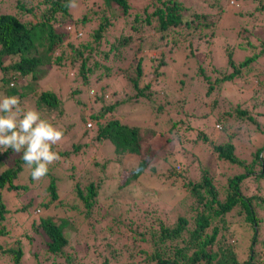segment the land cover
<instances>
[{"label":"trees","instance_id":"16d2710c","mask_svg":"<svg viewBox=\"0 0 264 264\" xmlns=\"http://www.w3.org/2000/svg\"><path fill=\"white\" fill-rule=\"evenodd\" d=\"M99 1L103 3V13L108 14L109 9L115 8L117 13L109 15L126 17L128 24L126 33L121 32L113 37L109 52H102L103 59L109 61L108 63L95 59L100 54L90 43L81 44L79 47L68 43L71 53L69 56L64 54V35H70L72 31L76 36L81 34L75 25L73 29L71 26L68 29L67 26L66 33L55 29L69 17V8L66 7L69 0H38L33 6H27L24 0H16L14 11V8L0 11L2 96L19 97L22 107L38 110L44 119L49 120L50 115L58 116L63 113V101L55 91H36L33 86L21 85L20 80H27L30 76L35 81L38 78L36 71L42 66L68 64L80 75V84L88 87L91 86L89 84L93 81V75L98 80L102 76H122L125 82L122 89L126 93V97L118 100L106 99L104 92L96 94L94 99L102 103L101 110L88 114L89 119L96 125L89 129H96L97 142L104 140L112 146L113 160L98 161L91 152V157L82 155L79 152L81 148L85 146L87 151L90 148L87 143L74 142L71 149L57 151L65 159L81 155L79 161L82 167L77 172L72 165L69 174L70 178L76 179L70 194L73 201L74 198L77 201L70 206L72 212L76 210L72 215H59L61 210H66L67 196L60 195L58 178L49 169L45 190L50 199H39L37 191L35 192V198L39 202L41 200L39 205L49 212L35 220L33 200L29 198L26 202L23 199L19 201L23 198V193L30 189L27 184L17 181L25 166L21 159L22 152L17 155L12 149L0 148V264H30L37 258L42 264L44 257L50 261L49 264H83L79 255L68 251L71 242L66 231L77 230L73 223L74 216L79 220L82 218L83 222L90 219L94 223H104L110 217L116 223L117 216L123 213L126 224L124 226L128 231L127 240L110 241L107 236L101 237L104 241L101 264H264V241L259 242L263 239L260 229L263 218L258 212L261 210L264 213V141L255 151L250 152L251 159L247 160L236 153L235 139L239 137L235 136L241 135L242 131L237 129L228 134L231 124L228 121L233 117L239 120V126H248V132L253 128V131L264 134V129L260 130L259 122L255 119L264 116V94H258L264 90V33L262 36L257 34V31L264 28V20L254 18L257 13H264V5L256 7L254 13L248 12L250 18L252 16L247 23L249 26L243 25L244 31L246 29L258 35V44L250 42L245 36L249 50H243L240 45L237 48L226 41L223 44V53L226 56L224 62L220 54L217 58L222 62L219 67H214L211 62L206 66L200 63L205 59L202 56L203 60L197 65L198 79L189 78L190 91L184 97L171 102V106H177L174 113H181L182 116L175 120L168 118L166 123L169 126L166 129H157V126L161 127L159 119L169 101V94L165 90L168 85L165 68L171 65L174 53L179 51L185 50L188 55L195 56L191 38L203 37L209 40L208 38L216 36L215 28L220 23L221 10L229 5L228 0ZM194 1L198 2V7ZM203 6L210 10L215 8L217 11H204ZM247 6L245 8L248 9ZM34 9L40 10L39 15L36 16ZM33 16L38 20L32 19ZM106 16H101L102 21L92 33L96 43L111 24ZM86 20V15H83L77 22L85 26ZM188 36L191 38L188 39ZM237 49L244 51V58L239 62L233 58V52ZM14 56L18 59L7 64L6 61ZM76 59L79 60V65L74 64ZM262 64L263 67H259ZM225 66H229V69L224 68ZM179 82L182 85L185 83L183 79H179ZM82 91L78 87L71 94L77 104L82 103L79 105L85 106L81 99L74 97ZM222 92L234 102L233 115L229 109L217 115L211 113L218 102L224 100L220 96ZM189 98L194 102L193 105L190 102L191 112L186 110L183 114L180 109L188 103ZM125 104L131 108L137 104L148 105L151 108L152 124H128L118 117L103 120L106 114L114 115ZM204 104L210 108H203ZM195 105H198V109H195ZM195 110H198V117ZM79 116L83 122L86 121L83 114ZM186 116H190L188 121ZM192 116L196 118L192 120ZM210 116L214 122L222 124L221 130L214 132L206 129L204 124L198 128L194 126L197 125V118L205 120ZM88 123V126H92L91 122ZM182 127L183 130L190 131L186 136L187 140L179 132ZM157 137L159 147L169 149L171 143L173 150L161 154L154 143ZM199 142L209 147L214 157L213 167L209 161L202 166L198 165L197 155L192 157L193 161L190 160L188 165L181 162V166H176V162L182 161V155L188 150L195 152L192 148ZM182 150L183 153H179ZM156 157L163 160V165H151ZM218 163H229L236 167L239 165L240 170L233 173L229 171L228 175L220 178L217 176L221 172ZM107 165L115 171L110 177L112 179L114 176L115 184L106 194H102V171ZM197 166L199 176L195 180L185 179L186 174ZM148 174L151 175L152 183L160 186V191L170 195L169 204L172 201L178 206H169L167 216L163 211L157 214L153 210L149 211L148 205L138 206L129 201V195L133 194L132 186ZM250 176L260 183L256 182L257 185L253 187L248 185L247 178ZM29 180L33 181L32 177ZM130 191L132 194H129ZM154 191L158 192L156 189ZM7 193L13 195L9 196ZM132 210L135 211L137 221L130 216ZM141 213L149 219L147 225L140 224L138 217ZM239 231L246 239L245 257L241 259L238 255ZM27 242L31 245L33 258L28 256L29 252L24 254L23 246Z\"/></svg>","mask_w":264,"mask_h":264},{"label":"rangeland","instance_id":"374dc122","mask_svg":"<svg viewBox=\"0 0 264 264\" xmlns=\"http://www.w3.org/2000/svg\"><path fill=\"white\" fill-rule=\"evenodd\" d=\"M27 6H33L36 5L38 0H24ZM15 2L16 0H0V11H14L15 10ZM95 2L96 4H93ZM197 7H198V2L194 1L193 2ZM227 3L229 4L228 7L224 6L223 10H221L220 14V19H219V24L215 28V34L216 36L208 38L209 40H206L205 38H198L194 37L191 38V36H188V39L192 40V48L195 50V56L188 55L187 51H179V53H174V60H171L170 66L165 68V72H167V78L166 82L168 85L165 87V90L167 94H169V101L165 104L163 114L161 115L159 121L161 124V127L157 126V129H166L169 124L167 125L166 121L168 118H171L172 120L178 119L182 114L180 113L179 115H176L174 111H176L177 107L175 104L174 106H171V102L176 100L177 98H182L184 97L185 94H187L190 91L189 88V82L191 77L193 79H198V76L196 74L197 72V65L199 64V61L203 60L202 56H205L204 61L200 62L204 64L205 66L211 62L213 63L214 67H219V65L222 62H219L218 55L222 57V60L224 62L225 60V54L224 52V46L226 41H229L230 43H233L235 47L238 48L240 45L243 50H249V46H247L246 43V37L250 39V42H253L254 44H258L259 37L257 34L260 36L263 35L264 33V28H261L259 32L257 31V34L251 33L248 30L243 28V25H248V22H250L251 18L250 15L247 14L248 12L251 14V12H256V7L259 5L263 4L264 5V0H247L245 3V0H228ZM246 5H248V9L245 8ZM223 6V5H222ZM227 7V8H226ZM226 8V9H225ZM103 3L100 2L99 0H76V6L69 9V17L67 21L62 22L61 24L57 25L55 29L58 32H63L66 33V27L71 26L73 29V26L75 25L76 28L80 29L81 34H78L76 36L75 32L72 31L69 34L70 35H64V54L67 56L70 55V49L67 47L68 43L74 44V46H80L81 44L84 43H90L94 50H97L99 52V56L95 57V59L100 60L103 63H108L109 61L103 59V51L109 52V48L111 43L113 42V37L120 34L121 32L126 33L128 30V24H127V18L123 16H110L109 14H114L117 13V10L115 8L109 9L110 11L106 14L103 13ZM202 9L205 11H217V9L214 8V10L208 9L206 6H203ZM40 10L39 9H34V13L39 15ZM243 13V15H242ZM246 13V14H244ZM83 15H86L87 20L85 22V26H81L79 22H77L78 18H81ZM102 15H107L106 17L108 20L111 22L109 26L104 30L102 33L101 39L96 43L94 40V37L92 35L93 31L98 28L99 23L102 21L101 16ZM36 16H33L32 19L38 20ZM255 16V15H253ZM36 17V18H35ZM29 18V16H28ZM27 18V19H28ZM255 19L258 20V18H261L264 20V13H260L254 17ZM246 22V24H244ZM198 32L196 33V35ZM246 36V37H245ZM183 46V45H182ZM183 49V48H182ZM94 52V51H93ZM251 52V51H250ZM114 53V51H112ZM233 55V58L235 59L236 62H239L244 58V51L242 50H235ZM95 55V52H94ZM101 56V57H100ZM109 56H111L109 54ZM15 59H18L17 56H14L13 58L9 59L6 61V63H10L11 61H14ZM69 60V59H68ZM67 60V61H68ZM66 61V62H67ZM263 63V58L261 59ZM129 62V61H128ZM127 62V63H128ZM65 64V63H64ZM75 65H79V60H75L74 62ZM151 62H149V65ZM63 65V64H62ZM68 65H45L37 69V79L35 81L32 80V78L29 76L27 77V80H20L21 85L25 86H33L36 91H40L43 89H49L52 91H55L57 93L58 97L63 101L61 103L63 113L59 114L58 116L50 115L48 118L50 121L53 122L55 126H57L59 129L63 131V139L57 144L54 145L53 150L54 151H62L63 149H71L72 143L74 142H79L81 144H89V147L92 149H86L84 146L83 148L80 149L79 152L82 153V155L85 156H95V158L98 161H110L113 160L114 158V153L112 146L103 140V142H97L95 138V132L96 129L92 128L91 130L89 128L95 127L96 125L94 124L93 121H91L88 117V114L90 112L98 113L101 110L102 103L97 101L96 98L94 99L96 94H105L107 96L106 99H120L121 97L124 98L126 97L125 90L122 89V85L125 83L124 79L122 76H117V77H104L103 76L98 80L96 79V75H93V81L89 84L91 85L88 87V85L80 84L81 83V77L79 74H76ZM221 66H224L222 64ZM229 66H225L224 68H228ZM259 67H263V64L260 65ZM229 69V68H228ZM209 70V69H208ZM0 72V76H1ZM264 74V67H263V72ZM263 76V75H262ZM260 77V76H259ZM190 78V79H189ZM179 79L184 80V84H180ZM261 79V77H260ZM182 86V88H181ZM78 87H81L83 91L78 95L76 94L74 97H78L81 99V101L85 104V106L79 105L82 103L77 104L76 101L73 99L72 96V91L76 90ZM228 89H231V87H228ZM224 92V91H223ZM223 92L220 93V96L224 98L223 101L218 102L217 107L211 110V113L213 115H217L219 112H223L225 110L231 111L232 115L234 114V102L230 100L227 96L225 97L223 95ZM259 96L264 94V90H261L258 92ZM34 94H32L33 97ZM0 96L2 94L0 93ZM198 95H196V98ZM233 98V97H232ZM188 100V99H187ZM186 100V102H187ZM191 98H189V101L187 104H184L182 108L180 109V112L184 114V111H189L190 107V102ZM192 105L194 102H191ZM205 105V106H204ZM203 108H210L209 105L204 104ZM135 107V108H134ZM133 110L131 107H129L127 104L123 105L122 108L120 107L118 111L115 112L114 115L112 114H106L103 118V120H106V118H113V117H118L122 122L128 123V124H137V125H148L152 124V114H151V108L144 104L140 105L137 104L135 105ZM195 109H198V105L194 106ZM263 107V106H261ZM180 108V107H179ZM202 108V106H201ZM169 111V112H168ZM202 111V110H201ZM195 113L197 114L198 117V110H195ZM264 113V110L263 112ZM80 114H83L84 117L86 118V121H82L80 119ZM200 115V114H199ZM193 117V116H192ZM187 121L189 120L190 116H186ZM196 117H193L192 120H194ZM257 121L259 122L260 130L264 129V116L257 118ZM91 122L92 126H88L89 123ZM194 123L193 121H190ZM197 125H194L195 127L198 128V126L201 127V125H205L206 129H212L214 132L219 131V129H222V124L214 122V120L210 117L206 118L205 120L203 118H197L195 121ZM200 125H199V124ZM228 123H231L228 128V134H230L232 131L240 129L242 131V134L239 136L237 139H235V143L237 142V151L236 153L239 154L240 157H243L247 160L251 159V154L250 152L255 151L256 147L259 146L263 141H264V134L262 135L259 132L253 131V128L250 132H248L246 129H248V126L241 127L239 126V120L237 118H232L231 120L228 121ZM180 128L179 132L183 134V138L185 140L186 136L190 134V131H186ZM256 128V127H255ZM158 137L154 139L155 147H157L159 152L161 154L167 153L168 151L173 150V144H169V149L168 148H163L159 147V141ZM171 146V147H170ZM205 144L199 142L197 146L193 147L194 153L192 151L188 150L185 154L182 155L184 159H181L182 161L176 162V166L180 165L181 162L184 164L190 163L192 160V157H197L198 159V165L202 166L203 163L206 162H212V167H213V162L212 160L214 157L211 151L208 149ZM178 150H181L180 147H178ZM91 152V154H90ZM58 153V152H57ZM179 153H183V150ZM17 155H20L21 153H16ZM60 159L56 161L54 164L49 166V169L51 173H53L55 176L58 178V183H59V193L61 196H67V207L65 208L66 210H61L59 212V215L66 216L72 215V208H70L71 205L76 204L77 201L70 195L72 193V190L75 186L76 179H72L69 177V174L71 173V166L74 165L75 169L77 172L79 169L82 167V163H80L79 159L81 157L80 154H77L75 156H70V159H65L59 155ZM191 160V161H190ZM212 160V161H211ZM101 161V162H102ZM162 163L163 165V160L160 157H156L151 161V165H156L159 166ZM194 164V163H193ZM109 165L110 162H109ZM107 165L105 170L102 171V177L104 184L102 186V194H106L108 189L113 187L115 182L113 181L114 176L112 179L110 177L115 174V171L113 169H110V166ZM188 165V164H187ZM90 166V165H88ZM87 166V167H88ZM84 167V165H83ZM221 167V168H220ZM229 167V168H228ZM235 165H231L229 163L226 164H220L218 163V168L221 169V172L217 174L220 178H224L226 175L233 172H236L237 170H240V166L237 165L235 168ZM196 169H193V171H189L188 175L186 174L185 179L190 178L195 180L199 176V167H195ZM116 169V168H115ZM229 169V170H228ZM242 172H244L243 169H241ZM83 171V168H82ZM31 174V170L27 168L25 165L23 170L20 172L19 179L17 180L18 183L21 184H27L30 189L27 190V192L23 193V198L21 197L19 201L21 202V199H23V202H26L29 198L33 200V215L35 216V220H38L40 216H44L48 214V210L42 208L39 204L38 198L41 199H46L49 200L50 196L48 192L45 190V186L47 184V178L44 177L39 181L33 180L30 181L29 178ZM247 183L251 187L257 185L256 182L260 183V181H254V178L250 176L247 178ZM163 186V184H162ZM132 192L130 191L129 195L131 197V200L135 204H138V206H145L148 205L149 211H154L157 214L160 211H163L165 215L167 216V211L169 210V206H174L178 207L173 202L171 201V205L168 202V197L170 196L169 194L160 191V186L158 184H153L152 183V178L151 175H144L140 178L139 183H135L132 186ZM156 189L158 192L154 191ZM262 190H264V185ZM37 191V192H36ZM35 192L38 194V198H35ZM7 195L12 196L13 193L10 195L7 193ZM170 199V198H169ZM16 202V200H15ZM21 204V203H20ZM14 205V203H13ZM12 205V206H13ZM11 206V207H12ZM52 207V206H51ZM104 211V208L101 209ZM52 212V211H51ZM259 215L262 216L263 221L262 225L264 226V213L263 211L259 210ZM121 214V213H120ZM135 221H137V218L135 217V211L132 210L131 215H130ZM22 218V217H21ZM24 218V216H23ZM80 218V217H79ZM109 219L104 222H95L90 219H85L83 222V219L80 218L76 219L74 216L73 218V223L74 226L76 227V231L71 232L69 230L66 231V235L69 238L71 245L69 246L70 249L68 251H71L72 253H75L76 255L80 256V261L83 264H101L102 263V253L104 252V241L101 239L103 236H107L108 240L114 241V239H120L122 241H126V234H128V231L126 230L125 224V214H121L117 216V221L112 222L110 217ZM190 219V218H189ZM30 220V219H29ZM138 220L141 223H147L149 222V219H147L144 214H140L138 217ZM139 222V221H138ZM27 223L29 224L28 220ZM192 223V222H190ZM27 224V225H28ZM260 224V229L262 230V236L263 239L259 240V242L264 241V228ZM238 238L240 241H238V255L239 259L245 257V252L244 250L246 249V239L243 237V234L239 231L237 233ZM247 234L245 233V236ZM42 238V237H41ZM40 238V239H41ZM244 238V239H243ZM39 239V240H40ZM243 239V240H241ZM124 243V242H123ZM30 244L24 243V254L27 255L29 252L28 256L32 257V251L30 250ZM116 246H119L117 244ZM241 251V252H240ZM33 258V257H32ZM30 258V260L32 259ZM26 259V258H25ZM27 261V259H26ZM37 262V263H36ZM49 260H46L45 257L42 261V264H49ZM30 264H40L38 262V258L36 260H33ZM81 264V263H79Z\"/></svg>","mask_w":264,"mask_h":264},{"label":"clouds","instance_id":"9594fccd","mask_svg":"<svg viewBox=\"0 0 264 264\" xmlns=\"http://www.w3.org/2000/svg\"><path fill=\"white\" fill-rule=\"evenodd\" d=\"M75 6L76 0L66 4L69 9ZM62 139L63 131L42 118L38 110L22 107L17 96H0V148L22 152L33 180L44 178L49 166L60 159L53 146Z\"/></svg>","mask_w":264,"mask_h":264},{"label":"built area","instance_id":"2783aa9c","mask_svg":"<svg viewBox=\"0 0 264 264\" xmlns=\"http://www.w3.org/2000/svg\"><path fill=\"white\" fill-rule=\"evenodd\" d=\"M67 28L69 29L70 27L68 26Z\"/></svg>","mask_w":264,"mask_h":264}]
</instances>
